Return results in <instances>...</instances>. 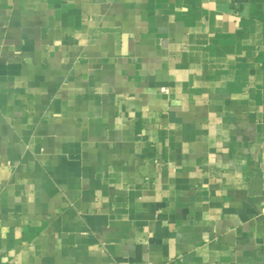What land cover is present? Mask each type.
<instances>
[{
	"label": "crops",
	"instance_id": "crops-1",
	"mask_svg": "<svg viewBox=\"0 0 264 264\" xmlns=\"http://www.w3.org/2000/svg\"><path fill=\"white\" fill-rule=\"evenodd\" d=\"M0 264H264V0H0Z\"/></svg>",
	"mask_w": 264,
	"mask_h": 264
},
{
	"label": "built area",
	"instance_id": "built-area-1",
	"mask_svg": "<svg viewBox=\"0 0 264 264\" xmlns=\"http://www.w3.org/2000/svg\"><path fill=\"white\" fill-rule=\"evenodd\" d=\"M163 90V89H162Z\"/></svg>",
	"mask_w": 264,
	"mask_h": 264
}]
</instances>
